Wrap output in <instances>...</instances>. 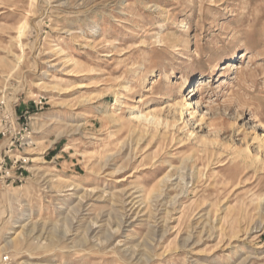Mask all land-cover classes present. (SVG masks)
Masks as SVG:
<instances>
[{"label": "rangeland", "instance_id": "rangeland-1", "mask_svg": "<svg viewBox=\"0 0 264 264\" xmlns=\"http://www.w3.org/2000/svg\"><path fill=\"white\" fill-rule=\"evenodd\" d=\"M0 264H264V0H0Z\"/></svg>", "mask_w": 264, "mask_h": 264}, {"label": "bare ground", "instance_id": "bare-ground-1", "mask_svg": "<svg viewBox=\"0 0 264 264\" xmlns=\"http://www.w3.org/2000/svg\"><path fill=\"white\" fill-rule=\"evenodd\" d=\"M195 89H194V91L196 92V96L199 94V92H200V90H201V88H202V82L201 81H198L197 82V85L194 87ZM141 118H143V117H141ZM145 118V117H144ZM146 118H147V116H146ZM148 119V118H147Z\"/></svg>", "mask_w": 264, "mask_h": 264}]
</instances>
